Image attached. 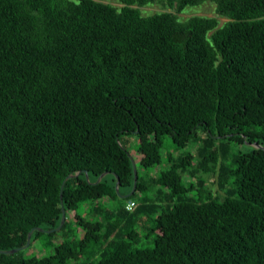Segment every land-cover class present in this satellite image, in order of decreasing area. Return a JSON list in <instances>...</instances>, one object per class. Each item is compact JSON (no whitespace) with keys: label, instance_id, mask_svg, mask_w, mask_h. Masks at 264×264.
<instances>
[{"label":"trees","instance_id":"obj_1","mask_svg":"<svg viewBox=\"0 0 264 264\" xmlns=\"http://www.w3.org/2000/svg\"><path fill=\"white\" fill-rule=\"evenodd\" d=\"M117 1L0 0V251L23 246L31 228H56L60 204L65 218L57 232L34 231L25 250L0 254V264H264V151L248 145L264 143V0ZM205 1L215 17L176 18ZM156 3L174 13L140 14ZM217 17L227 20L218 26ZM198 130L207 138L197 165L218 167L221 200L187 196L194 187L178 170L188 153L140 182L118 139L135 135L138 166L148 169L164 137L178 149ZM211 139L247 150L225 170L207 151ZM131 161L135 188L123 198ZM150 185L164 187L170 205L145 196L139 211H125ZM103 200L121 205L104 210ZM149 212L151 246L134 247L131 224ZM39 238L41 255H26Z\"/></svg>","mask_w":264,"mask_h":264},{"label":"rangeland","instance_id":"obj_2","mask_svg":"<svg viewBox=\"0 0 264 264\" xmlns=\"http://www.w3.org/2000/svg\"><path fill=\"white\" fill-rule=\"evenodd\" d=\"M93 1L108 4V5L117 7V8L121 7V4H119L117 0H93ZM173 11H174L173 6L168 7L167 5L161 4V3L146 5V6H142L139 8L140 14L144 16L150 15L153 13L173 12ZM175 16L179 20H184L191 16L215 17L214 5L209 1H205L197 6L186 7L181 12L175 13ZM226 20L227 19L225 18L217 17L218 26H221L224 22H226ZM205 138H207L205 134L201 130H198L196 132V135L192 137L185 145H183V147L175 149L174 146L170 143V139L168 137H164L161 148L159 150L160 156H161L160 163L148 169H142L141 167L138 166V161L140 157L139 156L137 157L135 153V147L137 144L135 135L123 134V135H120L118 139H119V142L122 143V145L126 148L132 160L134 162L137 160L135 162L136 163L135 168H136V172H137L140 182H147L149 184V181L151 178H155L160 173L167 171L171 163L175 162L178 157L183 156L188 153L192 156V160L190 164L188 165L186 170H183L182 173H180L181 171L178 170L182 183L185 185H187L188 183H191L194 187V189H192L191 191L187 193V196L193 197L194 195L198 193L200 200L203 201L205 197L208 195V193H210L212 197L216 196L218 200H221L225 196L226 192L224 189L218 191L219 189H217L216 187L215 173L217 172L218 167L217 168L214 167V169H212L214 162H210V163L205 162L204 163L205 169H208V172L206 171L203 172L200 170L199 166L197 165L200 161H198V156L196 155L197 154L196 151L198 148H205V141H204ZM208 145L206 146L207 151L209 154L212 153L216 165L217 166L224 165L225 170H229L234 167L232 163V159L237 153L245 152L247 150V145L237 144L232 141L226 142L222 139H211L210 144ZM262 147L264 148V143ZM212 170L213 172H211ZM190 171H192L193 174H190ZM197 181H202V186L200 188L196 185ZM226 182H227L226 188H228L230 186L231 179H227ZM155 189H159L161 192V195L159 197V199H161V202H162L161 207L165 208L166 206L170 205L168 203H165V201L162 198L164 194H167V190L164 187H153L152 185H150L148 192H146L145 194L136 193L135 196L133 197L132 200L136 204L135 207L137 211H139L140 209L139 206L143 204V198L145 196H147L150 199V203L154 202L153 192ZM120 205H121V202L119 200L115 202L107 201L104 203V205L102 204V208L104 210H114V209H117ZM86 207H87L86 205L80 204L78 206L77 213L82 214ZM134 209L129 211V213H132ZM147 216L148 215L146 214L139 215V217L134 221V223L131 224L132 225L131 227L135 229L138 235H140L139 237L140 242L136 244L134 247L141 248V247L151 246V243H152L151 241H152L153 236L149 234L146 237H144V234L147 231L146 227H148V225L150 224L149 218L155 216V214L152 215L149 212V216L148 217ZM75 232H76V235L81 236V232L79 229H77ZM52 240L54 241L53 243L60 241L61 235L56 234L55 236L52 237ZM42 243H43V239L39 238V241H36L33 245L29 247V249L25 251L26 255H32L34 253L37 256L41 255V253H39L38 251H40L39 246L44 247ZM48 250L49 249L42 250V251L44 253L45 252L47 253L49 252Z\"/></svg>","mask_w":264,"mask_h":264},{"label":"water","instance_id":"obj_3","mask_svg":"<svg viewBox=\"0 0 264 264\" xmlns=\"http://www.w3.org/2000/svg\"><path fill=\"white\" fill-rule=\"evenodd\" d=\"M247 144H248V143H247ZM248 145H249V146H252L253 148L260 149V150L264 151V148H263L261 145H258L257 143L248 144ZM131 167H132V175H133L132 187H131L130 192H129L127 195L122 196L123 198H126V197L130 196V195L133 193L134 188H135L136 174H135L134 163H133L132 161H131ZM78 174H79V172H77V173H75V174H72V175H67V176L63 179V181H62V184L60 185V189H61L63 183H64L67 179H69V178H73V177H76ZM83 175H84V179H85V181L88 182L86 172H83ZM104 175H106V173H102V174H100V175L96 178L94 184H97V183L100 181V179H101ZM114 178H115V180H116L115 185H114V192L117 193L118 182H117V179H116L115 176H114ZM59 200H60V193H59ZM64 219H65V218H64V211H63L62 206H61V204H60V220H59V224H58V226H57L56 228H54L53 230H47V231L42 230V229H39V228H31V229L26 233V236H25V243H24L23 246H21V247H19V248H16V249H13V250L0 251V254L11 255V254H14V253H16V252H18V251L25 250V249L28 247V245H29V239H30V236H31V234H32L34 231H36V232H44V233H46V234H50V233H53V232H57V231H59V229H60L61 226L63 225V223H64Z\"/></svg>","mask_w":264,"mask_h":264},{"label":"crops","instance_id":"obj_4","mask_svg":"<svg viewBox=\"0 0 264 264\" xmlns=\"http://www.w3.org/2000/svg\"><path fill=\"white\" fill-rule=\"evenodd\" d=\"M136 156L138 157L139 155L138 154H136ZM137 161V160H136ZM135 161V162H136ZM136 164V163H135ZM160 195H161V192H160V190L159 189H155L154 190V192H153V196H154V199H156L157 201H159L160 199H159V197H160ZM163 198V200H164V198H167V196H165V194H164V196L162 197ZM129 201H131V200H129ZM103 203H105V201L103 200ZM125 204V203H124ZM136 206V204L134 203V207ZM134 207H133V209H134ZM150 209V208H149ZM93 211H95V209H93Z\"/></svg>","mask_w":264,"mask_h":264},{"label":"built area","instance_id":"obj_5","mask_svg":"<svg viewBox=\"0 0 264 264\" xmlns=\"http://www.w3.org/2000/svg\"><path fill=\"white\" fill-rule=\"evenodd\" d=\"M134 203L132 201H126L124 204V210L129 212L133 209Z\"/></svg>","mask_w":264,"mask_h":264}]
</instances>
